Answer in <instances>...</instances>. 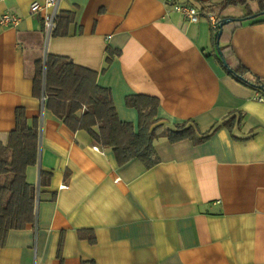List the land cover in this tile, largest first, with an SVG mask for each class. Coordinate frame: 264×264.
Listing matches in <instances>:
<instances>
[{
	"label": "crops",
	"instance_id": "obj_1",
	"mask_svg": "<svg viewBox=\"0 0 264 264\" xmlns=\"http://www.w3.org/2000/svg\"><path fill=\"white\" fill-rule=\"evenodd\" d=\"M35 1L0 0V16L20 18L0 25V142L22 109L39 144L26 168L35 219L8 231L0 264H264V93L221 65L205 16L190 23L172 7L223 0H59L47 43ZM228 43L230 64L264 84V21L245 20ZM48 54L96 71L135 130L126 97H156L159 162L119 164L111 147L55 116L33 89L35 63ZM181 124L207 137L160 135Z\"/></svg>",
	"mask_w": 264,
	"mask_h": 264
},
{
	"label": "trees",
	"instance_id": "obj_2",
	"mask_svg": "<svg viewBox=\"0 0 264 264\" xmlns=\"http://www.w3.org/2000/svg\"><path fill=\"white\" fill-rule=\"evenodd\" d=\"M249 1L252 0H223L202 10L204 16L212 13L217 19V26L210 29L221 65L237 82L264 93V84L257 76L240 63L231 65L228 58L232 32L245 20L252 23L264 21V0H255L258 5L255 12L235 17L228 23H223L228 17L220 15L227 6L243 5L249 9ZM96 75V71L77 65L66 57L48 54L45 62L38 60L35 63L33 89L43 92L46 107L71 130H85L99 145L111 147L119 164L135 157L146 168L154 166L159 162L153 146L154 138L159 135L152 128L157 121L158 99L145 94L126 97V104L138 111L135 130L131 122L118 118L110 90L96 83ZM15 119L16 126L9 132L6 143L0 142V246L9 230L22 229L35 219L36 189L26 181V168L37 161L38 130L35 123L27 124L22 109L16 110ZM185 126L181 124L176 130H164L160 135L166 136L170 142L184 138L199 142L207 137L199 138L191 126Z\"/></svg>",
	"mask_w": 264,
	"mask_h": 264
},
{
	"label": "built area",
	"instance_id": "obj_3",
	"mask_svg": "<svg viewBox=\"0 0 264 264\" xmlns=\"http://www.w3.org/2000/svg\"><path fill=\"white\" fill-rule=\"evenodd\" d=\"M58 3L59 0H43V2H33L30 5V12L33 14H38L42 20L43 28V37L44 43L53 36V33L56 29V21L58 16ZM173 9L180 13L183 16V19L190 23H196L201 17H203V11L195 8L194 6L188 4H173ZM209 22L212 24V27L217 26V19L214 14L209 13L205 16ZM20 22V18L10 12H5L0 16V25L2 26H11L16 27ZM259 101L264 102V96H260ZM95 149H98L95 147Z\"/></svg>",
	"mask_w": 264,
	"mask_h": 264
},
{
	"label": "rangeland",
	"instance_id": "obj_4",
	"mask_svg": "<svg viewBox=\"0 0 264 264\" xmlns=\"http://www.w3.org/2000/svg\"><path fill=\"white\" fill-rule=\"evenodd\" d=\"M252 1H249L248 3H250ZM251 5V3H250ZM254 5V10L258 9V5L257 3L253 4ZM251 10H253V8H246L243 5H236V6H227L225 9H223L220 12L221 17L222 16H230V18H240L241 16H244L245 14L249 13ZM45 44H43V49H44Z\"/></svg>",
	"mask_w": 264,
	"mask_h": 264
},
{
	"label": "water",
	"instance_id": "obj_5",
	"mask_svg": "<svg viewBox=\"0 0 264 264\" xmlns=\"http://www.w3.org/2000/svg\"><path fill=\"white\" fill-rule=\"evenodd\" d=\"M232 20H233V18L228 17V18H226V19L223 21V23H228V22H230V21H232ZM220 33H221V30L219 31V34H218L217 38H219ZM216 43H217V44L219 43V40H218V39H217V42H216ZM224 65H227V63L224 62Z\"/></svg>",
	"mask_w": 264,
	"mask_h": 264
}]
</instances>
